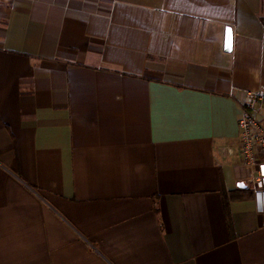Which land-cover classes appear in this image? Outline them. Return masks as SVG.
<instances>
[{
	"label": "crops",
	"instance_id": "0c3cea01",
	"mask_svg": "<svg viewBox=\"0 0 264 264\" xmlns=\"http://www.w3.org/2000/svg\"><path fill=\"white\" fill-rule=\"evenodd\" d=\"M262 86L264 0H0V264H264Z\"/></svg>",
	"mask_w": 264,
	"mask_h": 264
},
{
	"label": "built area",
	"instance_id": "2783aa9c",
	"mask_svg": "<svg viewBox=\"0 0 264 264\" xmlns=\"http://www.w3.org/2000/svg\"><path fill=\"white\" fill-rule=\"evenodd\" d=\"M239 128L242 164L235 167V177L264 210V86L242 105Z\"/></svg>",
	"mask_w": 264,
	"mask_h": 264
},
{
	"label": "trees",
	"instance_id": "16d2710c",
	"mask_svg": "<svg viewBox=\"0 0 264 264\" xmlns=\"http://www.w3.org/2000/svg\"><path fill=\"white\" fill-rule=\"evenodd\" d=\"M253 198H254V192H252V190H246V187L230 192V200H236V199L250 200ZM224 207H225L227 222L229 225V230L230 232H233V225L230 219L229 198L227 196H225L224 198Z\"/></svg>",
	"mask_w": 264,
	"mask_h": 264
},
{
	"label": "water",
	"instance_id": "95a60500",
	"mask_svg": "<svg viewBox=\"0 0 264 264\" xmlns=\"http://www.w3.org/2000/svg\"><path fill=\"white\" fill-rule=\"evenodd\" d=\"M233 48V30L232 28L226 29V41H225V51L227 53H230ZM241 188H245L246 186L244 184H241Z\"/></svg>",
	"mask_w": 264,
	"mask_h": 264
}]
</instances>
